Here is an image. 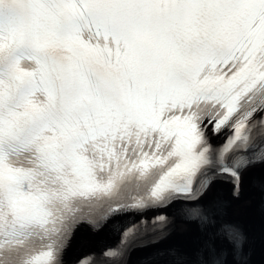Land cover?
<instances>
[{"label":"snow or ice","instance_id":"obj_1","mask_svg":"<svg viewBox=\"0 0 264 264\" xmlns=\"http://www.w3.org/2000/svg\"><path fill=\"white\" fill-rule=\"evenodd\" d=\"M257 167L264 0H0V264H64L128 213L76 264H123L177 216L193 231L155 264H252L215 189L238 200Z\"/></svg>","mask_w":264,"mask_h":264},{"label":"bare ground","instance_id":"obj_2","mask_svg":"<svg viewBox=\"0 0 264 264\" xmlns=\"http://www.w3.org/2000/svg\"><path fill=\"white\" fill-rule=\"evenodd\" d=\"M264 177V170L259 169L255 173H260ZM251 171L246 173V183L243 187L242 194L238 200H232L229 195L224 196L228 199L225 213L227 216L234 215L233 218L240 220L243 226L246 227V222L250 223L252 231L249 229L247 230L248 236L252 239L249 242L248 248L251 249L252 256V264H264V212L256 209V205L259 201V192L256 186H252L250 180L248 181V177H251ZM261 176H254L252 181L256 183H261ZM218 184L215 189V194L220 196V190L223 189L226 191L227 187L226 184ZM259 206V205H257ZM259 208V207H258ZM246 221V222H245ZM260 223V224H259ZM193 225L186 223L184 220H178L175 223L173 233L171 237L166 240L168 243L176 244L184 241L187 239L193 231ZM254 227H260L261 232H255L253 230ZM247 229V228H246ZM134 251H132L133 253ZM131 253V255H132ZM129 257L126 264H137V259Z\"/></svg>","mask_w":264,"mask_h":264},{"label":"rangeland","instance_id":"obj_3","mask_svg":"<svg viewBox=\"0 0 264 264\" xmlns=\"http://www.w3.org/2000/svg\"><path fill=\"white\" fill-rule=\"evenodd\" d=\"M262 173H257L256 175H259V176H263V175H261ZM257 205H259V203H257ZM256 205V209H258V210H260V206H257ZM259 207V208H258ZM231 217H234V215H231ZM240 221V220H239ZM246 222V221H245ZM246 224V228L249 230L250 229V227H251V225H250V223H248V222H246L245 223ZM260 224V223H259ZM251 231H252V229H250ZM253 230H255V232H261L260 230H261V228L259 227H254L253 228Z\"/></svg>","mask_w":264,"mask_h":264}]
</instances>
